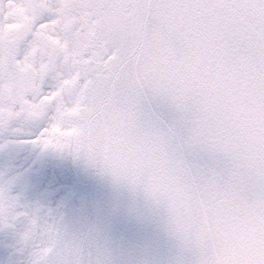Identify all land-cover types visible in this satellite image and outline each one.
<instances>
[{"label":"snow or ice","instance_id":"snow-or-ice-1","mask_svg":"<svg viewBox=\"0 0 264 264\" xmlns=\"http://www.w3.org/2000/svg\"><path fill=\"white\" fill-rule=\"evenodd\" d=\"M80 6L94 10L93 19L115 15L119 22L90 44L101 64L115 56L111 74L93 78L82 101L87 110L73 158L98 164L161 214L177 249L163 264H216L209 233L225 214L237 207L264 212V0H91L90 8L80 0ZM61 7L63 0H0V33L23 25L15 34L17 58L37 35L56 42L47 76L20 94L10 119L0 93V135L27 137L6 139L0 152L16 145L65 151L67 138L52 133L72 126L61 114L75 97L61 87L75 70L60 52L62 45L72 48L57 28ZM16 185L15 176L0 173V233L11 241L6 264H115L86 255V240L68 236L51 210L23 203ZM237 264H264V249Z\"/></svg>","mask_w":264,"mask_h":264},{"label":"water","instance_id":"water-1","mask_svg":"<svg viewBox=\"0 0 264 264\" xmlns=\"http://www.w3.org/2000/svg\"><path fill=\"white\" fill-rule=\"evenodd\" d=\"M72 2L82 13L84 20L91 23L88 33L89 46L98 37L106 36L110 25L115 26L119 22L115 15L109 19H93L94 10L82 8L80 0ZM88 7H91V0H88ZM86 33L85 31L84 44ZM94 55L93 50L88 51L87 55L83 52L86 57ZM114 56L115 53L103 64L97 60L86 62L85 73L88 79L82 87L81 106L75 115L79 125L78 134L74 139L75 153L80 152L79 137L83 131L81 113L87 110L82 101L93 78L100 77L102 73L111 74L109 61ZM94 67L101 68L102 72L93 73ZM163 118H168L166 112ZM86 147L91 150V145ZM71 155L72 147L70 165ZM71 166L73 172H76L75 192L65 202L58 219L68 236L86 240V255L91 252L93 258H107L115 264H163L176 256L175 242L166 234L161 214L146 204L138 193L114 184L110 177L101 173L98 164H89L82 155L80 158H73ZM209 238L212 241L211 255L216 264H237L255 256L259 250L264 249V212L255 207H237L225 214L215 232L209 233Z\"/></svg>","mask_w":264,"mask_h":264},{"label":"flooded vegetation","instance_id":"flooded-vegetation-1","mask_svg":"<svg viewBox=\"0 0 264 264\" xmlns=\"http://www.w3.org/2000/svg\"><path fill=\"white\" fill-rule=\"evenodd\" d=\"M22 24L6 25L0 33V67L5 73V80L0 84V93L5 102L4 113L7 118L13 117L11 105L24 91H34L33 82L44 79L51 66L50 61L43 53L40 40L48 42L46 34L37 35L33 45L28 48L21 58L16 56L18 39L16 33L22 29ZM67 36V33H63ZM56 43V42H55ZM63 62L68 65L71 61L74 71L62 81L61 87L69 88L75 93V83L80 74V63L71 59L62 48ZM48 99L47 97L45 98ZM72 106V105H71ZM71 106L61 115L66 117L64 122L69 123ZM67 131L61 132L53 127L52 133L58 138H67ZM27 137L12 138L0 135V143L6 139H24ZM67 144V143H66ZM66 144L64 145L66 149ZM65 151L62 154L40 153L27 145H16L0 152V173H7L17 178V185L13 192L22 193V202L29 205H38L43 209L50 208L53 200L62 193L63 186L59 174V165L63 162ZM10 238L0 233V264H6L10 258Z\"/></svg>","mask_w":264,"mask_h":264},{"label":"bare ground","instance_id":"bare-ground-1","mask_svg":"<svg viewBox=\"0 0 264 264\" xmlns=\"http://www.w3.org/2000/svg\"><path fill=\"white\" fill-rule=\"evenodd\" d=\"M84 36H85V32H83V36L81 38V42L83 43V45H84ZM78 97H79V94H78ZM78 97L75 101L73 110L70 115V123L72 124L71 131L69 133L70 138H68L63 162L59 165V174H60V179H61V183L63 186V192L57 198L53 200L49 208V210L52 211L53 216L55 218L59 216L62 206L64 205V202L67 199V196L70 195L74 191V188H75V176H74L73 169L71 165L69 164V160H70V148L72 147L71 137L77 131V128H78L77 123L75 122L73 118L74 111L79 105Z\"/></svg>","mask_w":264,"mask_h":264},{"label":"rangeland","instance_id":"rangeland-1","mask_svg":"<svg viewBox=\"0 0 264 264\" xmlns=\"http://www.w3.org/2000/svg\"><path fill=\"white\" fill-rule=\"evenodd\" d=\"M65 1L66 0H63V5H65ZM56 17L58 18L57 19V28H58L60 34L62 36H64L63 33H67L68 35L65 36V37H68L71 40V44H72L71 51H68L67 50V46L64 45V47L66 48L67 54L69 55V57L71 59H73V61L78 59V57L81 59L82 58L80 56V54L82 52L81 38H82V30H83V28L80 27V29H78V30L76 29L79 26V21H78V19L74 18V12L72 11L71 6L68 5L64 9V11H63L62 7L60 9H58L56 11ZM69 22H73L74 27H70L69 26ZM81 73H82V69H80V74H79V78H78L80 81H82L83 78H84V75L81 74ZM74 94H76V93H74ZM68 130H69V133H70L71 128H69Z\"/></svg>","mask_w":264,"mask_h":264}]
</instances>
